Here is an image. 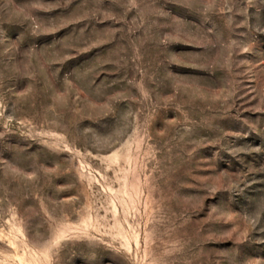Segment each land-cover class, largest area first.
I'll return each instance as SVG.
<instances>
[{
    "label": "rangeland",
    "instance_id": "1",
    "mask_svg": "<svg viewBox=\"0 0 264 264\" xmlns=\"http://www.w3.org/2000/svg\"><path fill=\"white\" fill-rule=\"evenodd\" d=\"M0 264H264V0H0Z\"/></svg>",
    "mask_w": 264,
    "mask_h": 264
}]
</instances>
